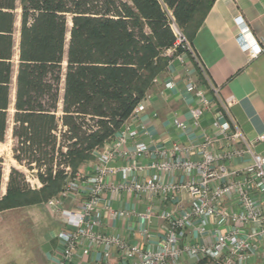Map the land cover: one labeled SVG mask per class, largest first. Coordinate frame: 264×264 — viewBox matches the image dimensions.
I'll return each mask as SVG.
<instances>
[{
	"label": "trees",
	"instance_id": "16d2710c",
	"mask_svg": "<svg viewBox=\"0 0 264 264\" xmlns=\"http://www.w3.org/2000/svg\"><path fill=\"white\" fill-rule=\"evenodd\" d=\"M16 1L0 0V143L15 78L13 159L41 188L12 169L0 213L56 196L110 143L167 68L168 13L191 43L215 0H20L17 44Z\"/></svg>",
	"mask_w": 264,
	"mask_h": 264
},
{
	"label": "built area",
	"instance_id": "2783aa9c",
	"mask_svg": "<svg viewBox=\"0 0 264 264\" xmlns=\"http://www.w3.org/2000/svg\"><path fill=\"white\" fill-rule=\"evenodd\" d=\"M168 26L174 38L172 46L164 52L169 63L178 60L186 65V58L196 61L190 42L171 13H168ZM238 31L243 52L249 60L257 59L262 48L241 18ZM165 87L171 89L173 83ZM186 91L197 103L190 117L193 127L199 130L198 140L174 143L153 151L137 142L133 151L121 150L127 139L137 135L133 128L124 124L116 137L98 153L92 171L76 173L66 181L56 198L45 204L61 225L56 236L59 249L54 251L49 264H87L95 252L107 263L116 252L126 264H180L182 258L194 264L203 261L264 264V156L254 151L256 145L264 143V135L253 142L247 141L229 114L235 104L234 98L226 99L221 110L215 112L211 132L202 130V116L214 106L194 81H187ZM144 109L141 101L130 118ZM173 125L180 131L187 128L178 118L173 120ZM144 156H153L148 169L154 174L146 179L141 178L145 168L134 163ZM246 156L249 161L244 168L232 169L234 161ZM116 159L132 163L118 170L109 168ZM117 173L120 183L115 184L112 179ZM106 192L112 196L126 192L148 202L176 203L175 209L159 214L166 224L162 241L143 250L127 244L117 234L102 233L101 220L106 214L122 220L126 218L124 212L111 211V199L104 197ZM180 194H185L188 200V207L181 211L176 201ZM69 201L75 202L70 205ZM141 216L150 222L149 212ZM209 226L213 227L212 231H208ZM190 232L197 234L194 242L188 240ZM144 236L150 238L147 231Z\"/></svg>",
	"mask_w": 264,
	"mask_h": 264
},
{
	"label": "crops",
	"instance_id": "0c3cea01",
	"mask_svg": "<svg viewBox=\"0 0 264 264\" xmlns=\"http://www.w3.org/2000/svg\"><path fill=\"white\" fill-rule=\"evenodd\" d=\"M239 18L244 20L262 48V54L255 60H249L247 54L243 52V41L238 31ZM190 44L196 61L186 58V65L178 60L168 63L165 71L157 77L142 100L144 111L125 122V125L133 128L137 135L127 139L121 150L133 151L134 144L140 142L153 151L174 143L186 144L200 138L199 130L193 127L190 117V111L197 103L194 96L186 91V83L189 80L187 74L191 75L189 78L206 92L207 99L214 106L212 111L203 114L200 122L202 130L210 133L215 112L221 110L226 99L234 98L235 104L230 108L229 114L247 141L253 142L257 137L264 135V0H215ZM168 83H173L171 89L165 87ZM175 118L185 122L187 126L185 131L174 127ZM254 151L264 156V143L256 145ZM152 161L153 156L135 160L134 163L145 168L141 174L142 179L154 174V171L148 169ZM248 161L246 156L234 161L231 167L242 169ZM95 163L96 158L87 166V170L81 169V172H91ZM131 163V160L116 159L108 167L118 170ZM112 181L115 184L120 183V174L117 173ZM104 197L111 199L112 212H124L126 218L124 220L113 218L108 213L101 220L100 231L104 234H117L127 244L136 245L143 250L163 239L166 224L159 218L160 212L176 208V203L161 204L156 200L148 202L126 192H121L117 196L106 192ZM77 201H80V198ZM176 201L179 204L178 210L188 207L185 194H180ZM18 211L22 213L20 217L24 220L29 219L32 235L40 248L44 262L48 264L51 254L59 249L56 236L61 230V225L43 204L0 213V264L6 258L3 247L4 240L6 241L4 234L11 228L9 222L4 223V216ZM41 211L43 216L40 215ZM146 212L151 215L149 223L141 216ZM212 229V226L208 227V231ZM144 231L148 232L149 239L144 236ZM189 238L188 240L194 242L197 234L190 232ZM87 264L126 262L115 252L107 263L102 260L99 252H95L87 260ZM180 264L194 263L182 258ZM200 264L210 263L203 261Z\"/></svg>",
	"mask_w": 264,
	"mask_h": 264
},
{
	"label": "rangeland",
	"instance_id": "374dc122",
	"mask_svg": "<svg viewBox=\"0 0 264 264\" xmlns=\"http://www.w3.org/2000/svg\"><path fill=\"white\" fill-rule=\"evenodd\" d=\"M19 6H20V0H17L16 1L17 18H16V25H15V32H14V40L16 44L18 43V30H19V20H20ZM67 44H68V37L66 38V45ZM15 71H16V68H14V73ZM187 75H188V79L192 80L189 78V76L191 75L189 74ZM156 79L153 81V84L156 82ZM14 83L15 81L13 79V84L11 86V91H12L11 92L12 94L11 105L8 111V129H7L4 142L0 143V157L3 160V164H2L3 177L1 181V187H0V192L2 196L5 195L8 176L12 169L22 173L25 176L26 183L32 191H37L41 188V184L35 178V172L29 171L27 168H25L23 165L18 164L13 159L12 147H13L14 142L12 140L11 133H12V128H13V113H14V110H13ZM103 147L95 151L92 154V158L90 160L83 162L78 168V171L76 173L81 172V169L87 170V166L90 165V163L96 158L98 153H101L103 151ZM76 173H73L71 169H67L66 176L62 184V188L67 180L75 177ZM56 196L47 199L42 204L45 206V204L49 200L56 198ZM74 202L75 201H71V202L69 201L70 205H72ZM76 202L78 201L76 200ZM40 215L43 216L42 211L40 212ZM20 216H22V213H20V211L8 213L4 216L5 218L4 223L9 222L8 225H9V228L10 227L11 228L7 229L8 231L4 234L6 237V241L4 240L3 247L5 250L4 254L6 258L1 264H46L41 255L40 248L37 245V242L35 241L32 235L31 223L29 219L27 221V220H24V218ZM53 253L51 254V256L53 255ZM48 264H49V261H48Z\"/></svg>",
	"mask_w": 264,
	"mask_h": 264
}]
</instances>
